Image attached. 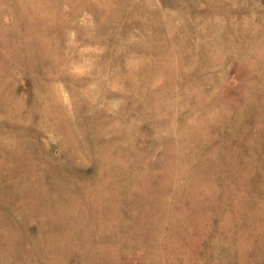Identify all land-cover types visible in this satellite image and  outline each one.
<instances>
[{"label":"rangeland","instance_id":"rangeland-1","mask_svg":"<svg viewBox=\"0 0 264 264\" xmlns=\"http://www.w3.org/2000/svg\"><path fill=\"white\" fill-rule=\"evenodd\" d=\"M0 264H264V0H0Z\"/></svg>","mask_w":264,"mask_h":264}]
</instances>
